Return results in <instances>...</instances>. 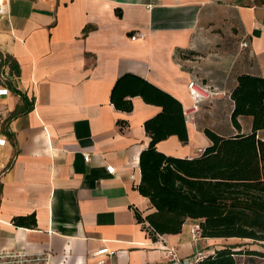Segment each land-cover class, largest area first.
Wrapping results in <instances>:
<instances>
[{
  "label": "crops",
  "instance_id": "0c3cea01",
  "mask_svg": "<svg viewBox=\"0 0 264 264\" xmlns=\"http://www.w3.org/2000/svg\"><path fill=\"white\" fill-rule=\"evenodd\" d=\"M0 13V249L51 252L39 264H173L164 248L195 261L218 238L179 232L152 239L142 217L155 210L137 185L144 121L161 107L131 97L110 102L119 75L135 73L178 99L195 82L214 93L158 150L193 157L210 144L204 128L248 133L231 123L241 74L264 76V0H7ZM134 35V38H132ZM247 41V46H242ZM7 79L2 80L1 76ZM186 118V117H185ZM264 139V129L257 131ZM89 153L85 161L83 154ZM112 165V173L106 170ZM34 215L35 225L13 223ZM102 247L113 251L94 254ZM101 261V262H100Z\"/></svg>",
  "mask_w": 264,
  "mask_h": 264
},
{
  "label": "trees",
  "instance_id": "16d2710c",
  "mask_svg": "<svg viewBox=\"0 0 264 264\" xmlns=\"http://www.w3.org/2000/svg\"><path fill=\"white\" fill-rule=\"evenodd\" d=\"M133 96L161 107L144 121L150 141L139 154L137 190L155 210L145 217L136 212V218L147 223L150 237L177 233L193 220L202 237L235 241L218 245L192 264H240L237 257L245 254L264 258V251L239 241L264 244V139L257 136L264 129V76L241 74L231 92L232 125L239 131L238 117L250 116L251 131L224 136L204 128L210 144L193 157L168 155L156 147L173 134L187 142L181 102L135 73H122L111 88L110 102L129 112ZM13 223L33 226L35 218L16 216Z\"/></svg>",
  "mask_w": 264,
  "mask_h": 264
},
{
  "label": "built area",
  "instance_id": "2783aa9c",
  "mask_svg": "<svg viewBox=\"0 0 264 264\" xmlns=\"http://www.w3.org/2000/svg\"><path fill=\"white\" fill-rule=\"evenodd\" d=\"M7 0H0V13L5 10ZM134 38V35H132ZM247 41H242V46H247ZM2 80H6L7 76L2 75ZM189 93L193 99V102L190 107L184 109V115L187 120L194 119V113L197 110L198 104L200 101L207 99L214 92L209 89H204L203 86L195 82H190L188 85ZM7 91L6 88L0 89V94L5 93ZM84 160H90V154H83ZM106 170L110 173L114 171V167L112 165H106ZM191 233L193 240H198L201 238L200 228L198 224H195L191 227ZM108 253L109 255H113L114 252L109 250L107 247H102L94 252V254H103ZM164 254L168 257L173 264H191L189 259H180L178 256L174 245H170L164 248ZM203 256V253L197 252L194 256L193 260H198ZM51 257L50 251L40 252V253H29L24 249L20 248H10V249H0V264H39V263H48ZM101 262V261H100Z\"/></svg>",
  "mask_w": 264,
  "mask_h": 264
},
{
  "label": "rangeland",
  "instance_id": "374dc122",
  "mask_svg": "<svg viewBox=\"0 0 264 264\" xmlns=\"http://www.w3.org/2000/svg\"><path fill=\"white\" fill-rule=\"evenodd\" d=\"M233 241H235V240H233V239H230V240L220 239V240H218L217 245H220L223 243H232ZM239 241L240 242L244 241L245 243H248V245H250V247L264 251V244L251 242L249 240H239ZM237 258L239 259L240 264H264V258H262L260 256L245 254V255H239Z\"/></svg>",
  "mask_w": 264,
  "mask_h": 264
}]
</instances>
